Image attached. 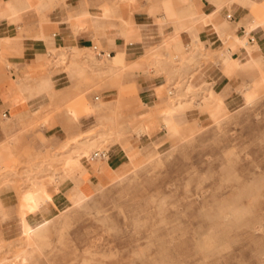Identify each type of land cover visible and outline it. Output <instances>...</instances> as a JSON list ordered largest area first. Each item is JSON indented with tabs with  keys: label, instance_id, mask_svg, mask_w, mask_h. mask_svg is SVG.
Returning <instances> with one entry per match:
<instances>
[{
	"label": "rangeland",
	"instance_id": "374dc122",
	"mask_svg": "<svg viewBox=\"0 0 264 264\" xmlns=\"http://www.w3.org/2000/svg\"><path fill=\"white\" fill-rule=\"evenodd\" d=\"M52 52L53 57L44 58L46 68L57 74L68 71L73 88L52 91L54 102L38 116L63 114L74 97L84 106L100 88L117 85L110 78L113 69H103L104 57L97 58L93 48ZM200 57L204 64L212 53ZM169 59L174 65V58ZM177 61L164 97L169 107L192 100L184 110L190 120L181 136H165L159 142L151 137L135 167L118 166L112 182L93 190L81 187L87 197L52 216L49 246L36 251L28 259L31 264H264V72L243 91L250 102L229 108L213 90L210 99H204L208 91L200 85L184 92V80L192 73L187 69L199 62L192 48H181ZM97 102L99 125L80 131L79 141L55 143L38 134L36 122L24 126L29 138L22 135L24 144L14 161L0 166V191L10 188L21 194L19 217L32 211L25 206L32 182L56 177L61 163L78 147L127 144V136L144 131L128 128L119 100ZM24 246L21 233L1 239L0 264L25 262L20 260Z\"/></svg>",
	"mask_w": 264,
	"mask_h": 264
},
{
	"label": "crops",
	"instance_id": "0c3cea01",
	"mask_svg": "<svg viewBox=\"0 0 264 264\" xmlns=\"http://www.w3.org/2000/svg\"><path fill=\"white\" fill-rule=\"evenodd\" d=\"M255 11L260 13L254 16ZM263 13L264 0H0V166L14 161L24 144L26 124L36 122L38 134L61 142L99 125L97 100L120 101L128 128L144 131L127 136V144L116 141L95 148L107 150L106 158L62 162L54 181H39L49 195L45 213L52 219L76 202L75 197L85 196L81 187L93 190L112 182L118 166L135 167L150 138L168 134L166 121L173 126L170 136L181 135L189 114L183 109L172 111L181 100L169 107L164 97L181 48H192L199 58L187 69L193 88H183L184 92L196 91L200 85L208 91L204 99H210L213 90L229 108L244 104L243 91L264 72ZM96 43L110 53L102 58L103 69H113L110 78L117 85L100 88L99 95L87 97L84 106L74 97L63 114L38 116L54 102L49 97L52 91L73 88L71 74L46 68L45 56L53 57V49L72 53ZM207 51L212 58L203 64L200 55ZM226 54L229 59L223 62ZM170 57L174 65L169 64ZM163 67L165 71L159 72ZM261 84H256V97ZM20 203L21 194L10 188L0 191V240L19 236L24 217L45 218L37 209L19 217ZM36 251L43 252L38 246L22 247L20 260L25 262L14 264H31L28 259Z\"/></svg>",
	"mask_w": 264,
	"mask_h": 264
},
{
	"label": "bare ground",
	"instance_id": "6f19581e",
	"mask_svg": "<svg viewBox=\"0 0 264 264\" xmlns=\"http://www.w3.org/2000/svg\"><path fill=\"white\" fill-rule=\"evenodd\" d=\"M222 59H223V62H227V59H229V54H226ZM184 82H185V85L183 86V88L187 90L193 88V84H192L193 79L191 77H189ZM211 93L212 92H209V94ZM244 99H245L244 102H250L252 98H250L249 95H244ZM191 102L192 100H187L183 102L179 101L177 106L171 107L172 108L171 110L172 111L179 110V109L185 110V108H187L191 104ZM165 123H166L165 125L168 131V134L162 133L158 137L153 138V141L159 142L163 137L167 135L170 136V131L173 130V126H171L169 121H166ZM177 136H181V135L178 134ZM79 140H80L79 137L74 139V141H79ZM94 151L95 150H91V148L88 146L78 147L76 150H74L73 154H71L70 157L66 160L65 164L66 163L68 164L70 162L72 163L75 161H79L80 159L86 160V159L93 158L92 154ZM50 180L54 181L55 179L52 178ZM32 183H33L32 186H29L25 193V201H26L25 206L29 210L37 209L41 215L45 216V218H41V217L22 218L20 220L22 239L25 244L24 250L34 247V246H38L42 251H44L49 246V227H50L49 225H50L51 219L49 218V215L45 213L46 204L49 199V195L43 187L39 186L38 183H35L34 181ZM85 197H87L86 192H85V196L82 198L75 197L76 202H74L73 204L80 205Z\"/></svg>",
	"mask_w": 264,
	"mask_h": 264
},
{
	"label": "built area",
	"instance_id": "2783aa9c",
	"mask_svg": "<svg viewBox=\"0 0 264 264\" xmlns=\"http://www.w3.org/2000/svg\"><path fill=\"white\" fill-rule=\"evenodd\" d=\"M227 17L230 18L231 15L228 14ZM92 48H93V50H94L95 55H96L97 58L109 57L110 56V53L101 50L100 48H98L97 45H93ZM171 89H173V88H171ZM171 92L172 91H170V94H171ZM5 115L6 114L3 113V116H5ZM107 153L108 152L105 149H97V150H95L93 152L92 156H93V158H106L107 157Z\"/></svg>",
	"mask_w": 264,
	"mask_h": 264
}]
</instances>
